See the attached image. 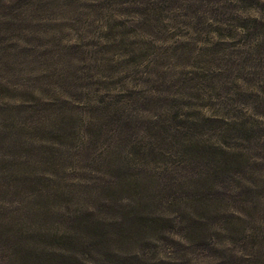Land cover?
Listing matches in <instances>:
<instances>
[{
    "label": "trees",
    "instance_id": "16d2710c",
    "mask_svg": "<svg viewBox=\"0 0 264 264\" xmlns=\"http://www.w3.org/2000/svg\"><path fill=\"white\" fill-rule=\"evenodd\" d=\"M112 3L131 6L135 37L151 36L140 52L154 50L156 70L184 37L183 52L198 58L196 71L164 86L159 77L142 110L132 113V94L122 103L100 96L81 109L85 119L42 108L64 99L6 103L39 118L0 125V236L13 242L11 261L264 264V231L252 227L264 220V92L255 90L264 87V0ZM115 28L103 42L116 44ZM155 39L172 41L159 49ZM226 41L227 68L212 59L225 54L217 46ZM190 43L201 46L198 56ZM89 46L93 54L104 50ZM243 48L253 51L251 62L234 65ZM223 90L222 100L233 97L218 109ZM68 168L82 173L73 188L58 180ZM237 254L242 259L230 263Z\"/></svg>",
    "mask_w": 264,
    "mask_h": 264
},
{
    "label": "rangeland",
    "instance_id": "374dc122",
    "mask_svg": "<svg viewBox=\"0 0 264 264\" xmlns=\"http://www.w3.org/2000/svg\"><path fill=\"white\" fill-rule=\"evenodd\" d=\"M100 1L102 0H0V125L11 124L24 117H27L23 120L25 122L33 119L38 121L39 118L34 117L32 112L25 114L24 109L12 111V105L6 104L9 101L17 102L23 99H39L40 104L48 98L64 99L66 102L58 107L44 105L42 108L48 113L66 110L72 112L74 119L80 117L85 119L87 113L81 116L83 112L81 109L97 101L100 96L107 97V101L122 103L125 96L132 94V100L126 106L127 112L140 111L146 101L144 96L148 98L151 96L149 93L153 81L156 82L159 77H163L158 83L164 86L169 81L174 82L184 77L183 73L186 71H196L192 65L198 58H187L181 45L184 37L178 39L179 44H172V47L178 44L180 51L176 55L169 54V62L163 60L160 62L162 64L160 69L156 70L159 61L152 55L154 50L140 52L142 47L140 44L149 42L151 36L137 38L133 35L132 24L137 25L136 20L133 14L128 16L126 13V11L132 13L131 6H118L112 3L122 0H104L103 5H99ZM128 17H132V20ZM108 18L111 20L107 24ZM107 25L109 28L105 29ZM115 26L117 29L115 28L113 33L118 34L117 42L113 44L114 46L108 45L103 42L102 36L111 33V27ZM155 41V46L160 49L169 48L172 40L165 41L166 45L161 39ZM91 43L104 46V50L99 49L103 52L99 53L98 50L93 54L94 49L89 46ZM130 44L137 49L135 54H130L133 49ZM229 45L230 42L226 41L223 45L217 46L218 51L225 49L226 52L212 57L216 64H223L226 68L229 66L228 61H231V56L226 55L231 53L232 48ZM71 46L75 47L71 49ZM190 46L194 48V56H198L201 46L194 43H190ZM243 49L241 51L243 53L238 54L237 58L232 57V60H237L234 65L245 61L251 62L253 51L249 48ZM249 52L252 54L250 57ZM254 63L252 62L251 66ZM165 67H170L172 71L169 68L168 71L165 70ZM149 72H153L152 75ZM255 90L262 96L264 87ZM225 93L226 90H223L218 96L219 99L214 100V103L219 104L218 109L226 107L225 103L231 104L229 99L233 96L225 100L220 97L226 95ZM234 98H237V95H234ZM192 102L197 103L196 100ZM40 107L39 103L32 105V108ZM79 124L80 122L76 123L77 126ZM70 166L71 163L68 167ZM37 169L40 173L44 166L39 165ZM76 175L74 170L68 168L65 174L62 172L58 174V180L63 183L65 179L69 185L71 183L75 185L74 180L81 177L82 173L76 172ZM71 186L73 188V185ZM257 226L264 231V220H258L252 227ZM11 244L13 242L1 234L0 264H14L11 261L14 259ZM198 253L199 251L195 253V257H198ZM228 258L231 263L242 259V255L237 254Z\"/></svg>",
    "mask_w": 264,
    "mask_h": 264
}]
</instances>
